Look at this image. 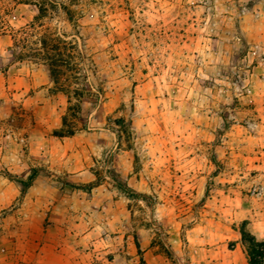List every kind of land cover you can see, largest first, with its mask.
<instances>
[{
    "label": "rangeland",
    "instance_id": "rangeland-1",
    "mask_svg": "<svg viewBox=\"0 0 264 264\" xmlns=\"http://www.w3.org/2000/svg\"><path fill=\"white\" fill-rule=\"evenodd\" d=\"M243 232L264 243V0H0V264H250Z\"/></svg>",
    "mask_w": 264,
    "mask_h": 264
},
{
    "label": "trees",
    "instance_id": "trees-1",
    "mask_svg": "<svg viewBox=\"0 0 264 264\" xmlns=\"http://www.w3.org/2000/svg\"><path fill=\"white\" fill-rule=\"evenodd\" d=\"M47 12L46 8L40 7L39 8V13H45ZM25 35V34H24ZM24 41V40H23ZM16 47H18V43L16 44ZM58 49V48H56ZM64 58L71 59V56H67L65 54H62L61 52L56 54V58L53 60L51 59V68H50V73L52 80L54 81V85L56 87V92L57 93H65L68 94L65 90H63L59 81V77H64L65 76V71L61 70V67H66V69H69L70 72L77 73L78 70L76 68H71V64H69L67 61H65ZM67 62V63H66ZM77 71V72H76ZM78 74V73H77ZM76 74V75H77ZM71 95V94H68ZM78 92L75 94L71 95L72 98V103L70 106H83V100L81 95L80 100H77ZM75 102V103H74ZM80 110H76L74 108L69 109V115L63 119V124L60 129L54 132V136L59 139H64V138H72L76 134V126L71 124L69 122V118H74L76 117L77 113H80ZM120 127L121 130H119L116 134L117 138L119 141H122L123 138L127 139V141H132L133 139V128L129 125H126L125 122L118 123L117 125ZM17 184L21 187L22 189V196L25 195V193L32 187L33 180L30 181H16ZM242 241L243 245L246 248L250 264H264V243L263 242H258L255 237L243 232L242 234Z\"/></svg>",
    "mask_w": 264,
    "mask_h": 264
}]
</instances>
